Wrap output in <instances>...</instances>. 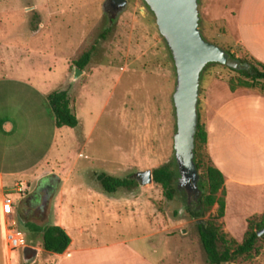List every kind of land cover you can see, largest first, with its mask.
<instances>
[{
	"label": "rangeland",
	"instance_id": "rangeland-1",
	"mask_svg": "<svg viewBox=\"0 0 264 264\" xmlns=\"http://www.w3.org/2000/svg\"><path fill=\"white\" fill-rule=\"evenodd\" d=\"M127 1L125 11L108 16L107 0H0V205L3 197L12 201L11 215L0 214V264H207L197 226L215 217L218 206L193 217L201 193L188 201L176 188L177 172L171 201L154 183L109 195L96 181L102 173L135 180L138 172L167 163L177 171L174 65L152 13L141 0ZM205 6L200 0L203 38L254 63L226 20L209 19ZM92 47L85 74L70 84L74 63ZM237 78L219 65L203 71L201 123L208 84L217 79L229 88ZM55 91H68L76 128L55 127L47 100ZM252 91L264 94V85ZM45 177L58 180L50 199L42 209L24 208ZM18 182L27 184L24 194L16 191ZM17 214L61 227L79 252L66 261L45 252L42 236L22 227ZM2 221L24 238L12 253ZM222 225L243 241L247 227L239 218ZM258 246L257 256L239 264H264V239ZM26 248L37 259H27Z\"/></svg>",
	"mask_w": 264,
	"mask_h": 264
},
{
	"label": "crops",
	"instance_id": "crops-1",
	"mask_svg": "<svg viewBox=\"0 0 264 264\" xmlns=\"http://www.w3.org/2000/svg\"><path fill=\"white\" fill-rule=\"evenodd\" d=\"M205 12L211 20L225 19L242 50L264 65V0H206ZM204 112L206 152L225 180L222 223L239 218L245 231L249 218L264 213V94L231 92L213 79L205 91ZM78 248L71 239L64 254L53 256L66 261Z\"/></svg>",
	"mask_w": 264,
	"mask_h": 264
},
{
	"label": "trees",
	"instance_id": "trees-1",
	"mask_svg": "<svg viewBox=\"0 0 264 264\" xmlns=\"http://www.w3.org/2000/svg\"><path fill=\"white\" fill-rule=\"evenodd\" d=\"M113 20L115 18L110 20L111 24H113ZM109 32L110 30L103 32L99 35V38L104 40ZM93 50L94 47L84 52L74 63L75 67L84 71L91 61ZM251 60L254 63L248 64L244 71H235L239 74V78L229 81L228 87L231 92L238 89L255 90L259 86L264 85V65L252 58ZM47 100L56 128L73 129L78 126V119L71 109V102L67 92H52L47 96ZM206 143V129L199 118L195 137L194 164L199 175L198 189L201 195L198 199L197 210L192 213V216L197 219L203 218L211 211L214 205L218 206L215 217L209 218L197 226L199 242L207 264H239L242 261L251 260L259 254L258 243L264 239V235L261 238L257 236V233L264 229V213L255 215L247 220V229L241 243H238L223 230V225L219 221L225 215V180L222 173L210 160L206 152ZM176 172L178 173V171L172 169L170 163L152 171L153 183L161 187L163 195L168 201L173 199L175 192ZM96 181L103 192L109 195L116 193L119 189L132 190L138 186L132 176L119 179L102 173L96 176ZM36 195L34 192L26 197L23 201V207L31 210L36 209L41 202ZM16 219L22 227L42 236V248L45 252L62 255L70 246L71 239L61 227L49 223L37 225L24 214L21 216L17 214ZM25 254L27 259L33 258L36 256V251L26 248Z\"/></svg>",
	"mask_w": 264,
	"mask_h": 264
},
{
	"label": "water",
	"instance_id": "water-1",
	"mask_svg": "<svg viewBox=\"0 0 264 264\" xmlns=\"http://www.w3.org/2000/svg\"><path fill=\"white\" fill-rule=\"evenodd\" d=\"M155 18L159 35L163 39L175 70V87L172 94L175 112L173 137L174 163L178 171V184L187 186L198 195L199 175L194 164L195 137L199 123V97L203 71L210 65H219L241 72L247 67L230 53L206 41L200 30V0H141ZM112 7L123 12L127 0H107ZM84 75L74 68L70 84ZM68 94V91H65ZM69 96V94H68ZM139 186L153 183L152 171L135 175ZM264 235V229L257 233ZM34 256L31 260H35Z\"/></svg>",
	"mask_w": 264,
	"mask_h": 264
},
{
	"label": "built area",
	"instance_id": "built-area-1",
	"mask_svg": "<svg viewBox=\"0 0 264 264\" xmlns=\"http://www.w3.org/2000/svg\"><path fill=\"white\" fill-rule=\"evenodd\" d=\"M16 191L18 193L24 194L27 190V184L25 182H18L16 184ZM2 203L0 205V214L4 217L6 215H11L12 201L8 198L3 197ZM2 232L3 239L6 241L5 247L12 253L13 250L21 248L24 246V238L21 233L17 232L9 225L7 226L5 221H2Z\"/></svg>",
	"mask_w": 264,
	"mask_h": 264
},
{
	"label": "flooded vegetation",
	"instance_id": "flooded-vegetation-1",
	"mask_svg": "<svg viewBox=\"0 0 264 264\" xmlns=\"http://www.w3.org/2000/svg\"><path fill=\"white\" fill-rule=\"evenodd\" d=\"M104 11L106 15L111 16L117 11L112 7V5L109 2H106L104 4ZM58 183V180L56 177H51V178H42L39 183L38 187L35 190V193L37 194V198L40 199V207L39 209H42V204L46 201H48L51 197V195L54 193L56 189V185ZM176 188L178 190H185L187 193V198L188 201L192 200V198H195L197 196L196 192L194 190H191L187 186H180L177 182ZM44 205V204H43Z\"/></svg>",
	"mask_w": 264,
	"mask_h": 264
}]
</instances>
